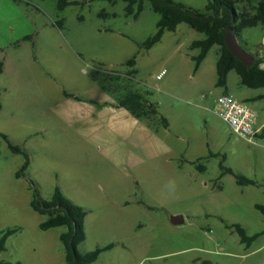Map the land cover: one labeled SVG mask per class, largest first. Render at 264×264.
Segmentation results:
<instances>
[{"label": "rangeland", "instance_id": "1", "mask_svg": "<svg viewBox=\"0 0 264 264\" xmlns=\"http://www.w3.org/2000/svg\"><path fill=\"white\" fill-rule=\"evenodd\" d=\"M61 1L0 0V133L30 158L17 178L25 157L0 139V233L21 229L0 260L66 263L67 229L42 231L48 217L31 207L60 188L88 212L79 252L114 245L94 264H264V236L248 248L227 228L264 231L256 208L264 206V146L232 134L216 113L219 48L195 73L199 50L190 47L205 36L187 24L142 49L160 20L150 3L135 20L124 2L69 0L80 4L61 11ZM174 1L202 12L208 4ZM239 43L264 60V26L244 30ZM228 86L237 99L264 94L242 86L235 71ZM130 92L157 107L155 120L119 108ZM252 106L259 112L264 99ZM258 119L264 124V114ZM211 154L257 185L241 187L232 175L218 181L222 157ZM179 215L185 224L175 226Z\"/></svg>", "mask_w": 264, "mask_h": 264}, {"label": "trees", "instance_id": "2", "mask_svg": "<svg viewBox=\"0 0 264 264\" xmlns=\"http://www.w3.org/2000/svg\"><path fill=\"white\" fill-rule=\"evenodd\" d=\"M86 1L93 3L100 0ZM103 1L109 2L112 5H116L118 2L126 3V15L135 20L140 18L146 3L151 4L153 11L160 16V20L157 23V33L143 43L142 49L151 50L162 41L166 32H176L181 24H187L193 30L205 36L204 39L194 41L190 47L192 51L199 50V55L192 57V60L195 62V73L200 70L210 51L217 46L219 48V59L216 66L217 88L228 91L229 75L232 71L237 73L242 86L250 89L264 88V70L260 67L264 60L257 59L252 67H247L234 57L226 45V33L228 30H231L240 41L244 30L264 26V0H208L205 12L187 7L174 0ZM79 4V2L62 0L60 10L62 11L70 5ZM99 16L106 18L110 15L102 12ZM113 16L116 17V15ZM63 24V20L58 22L60 28L63 27ZM135 64L136 56L129 61L128 65L134 67ZM3 73L4 62L0 61V76ZM1 108L2 106L0 105V110ZM119 108H125L138 120L153 121L159 115L155 105L148 103L141 95L133 92H130L129 96L120 102ZM161 122L166 128H169L170 124L166 118H161ZM0 139L7 143L13 154L25 157V164L17 173V178H20L30 166L28 153L20 146L14 145L7 135L0 133ZM210 156L214 157L216 155L211 154ZM225 162L226 157L223 156L220 164L222 176L218 181L226 175H232L241 187L257 185L254 180L237 174L233 169L227 167ZM196 164L200 172L206 171V166L201 163ZM31 207L39 215L48 217V220L40 225L42 231L60 227L67 229L60 236V240L66 251L65 264H94L104 252L114 248V245H108L84 255L79 252V245L86 240L85 220L88 212L83 207L69 200L60 188L55 189L53 197L49 201L35 196L31 202ZM256 208L264 215L263 205L257 204ZM227 228L238 233L241 243L248 248L264 236V231L250 236L241 225H227ZM20 230V228H15L0 233V256L7 250L9 238L20 232ZM0 264L11 263L0 260ZM203 264L210 263L204 262Z\"/></svg>", "mask_w": 264, "mask_h": 264}, {"label": "built area", "instance_id": "3", "mask_svg": "<svg viewBox=\"0 0 264 264\" xmlns=\"http://www.w3.org/2000/svg\"><path fill=\"white\" fill-rule=\"evenodd\" d=\"M260 67L264 70V62ZM216 113L230 127L232 134L247 139L254 146H264V127H257L258 114L250 103L222 94L216 99Z\"/></svg>", "mask_w": 264, "mask_h": 264}, {"label": "water", "instance_id": "4", "mask_svg": "<svg viewBox=\"0 0 264 264\" xmlns=\"http://www.w3.org/2000/svg\"><path fill=\"white\" fill-rule=\"evenodd\" d=\"M226 45L233 53L234 57L247 67H252L255 64L257 58L243 49L238 41V38L231 30H228L226 33ZM171 222L175 226L183 225L185 224V218L181 215L172 216Z\"/></svg>", "mask_w": 264, "mask_h": 264}, {"label": "crops", "instance_id": "5", "mask_svg": "<svg viewBox=\"0 0 264 264\" xmlns=\"http://www.w3.org/2000/svg\"><path fill=\"white\" fill-rule=\"evenodd\" d=\"M264 89V88H263ZM224 90V89H223ZM222 94H230V95H233V94H231V91H230V89H229V86H228V91H223L222 92ZM221 94V95H222ZM234 96V95H233ZM235 97V96H234ZM262 99H264V94H260V95H256V96H246L245 98H243V99H239V100H241V101H246V102H248V103H250L251 105H252V103H258V101L259 100H262ZM253 107V106H252ZM120 109H122V110H124L127 114H130V115H132L128 110H126L125 108H120ZM255 110V109H254ZM256 111V110H255ZM257 112V114H258V116H259V114H264V108H262L259 112L258 111H256ZM133 116V115H132ZM134 117V116H133ZM135 118V117H134ZM258 123H259V119H258ZM259 124H257V127L258 128H262V127H264V124H262V125H259ZM210 157H213V156H210ZM214 157H222V160H223V156H220V155H216V156H214ZM226 157V156H225ZM226 161H227V158H226ZM222 162V161H221ZM226 163V162H225ZM232 169V168H231ZM206 170H207V167H206ZM222 176V175H221Z\"/></svg>", "mask_w": 264, "mask_h": 264}]
</instances>
